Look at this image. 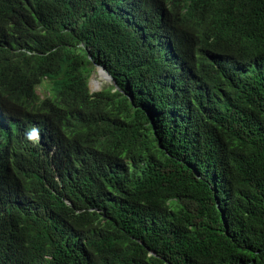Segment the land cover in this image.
I'll return each instance as SVG.
<instances>
[{
	"label": "trees",
	"instance_id": "1",
	"mask_svg": "<svg viewBox=\"0 0 264 264\" xmlns=\"http://www.w3.org/2000/svg\"><path fill=\"white\" fill-rule=\"evenodd\" d=\"M0 123V264H264V0H0Z\"/></svg>",
	"mask_w": 264,
	"mask_h": 264
},
{
	"label": "clouds",
	"instance_id": "2",
	"mask_svg": "<svg viewBox=\"0 0 264 264\" xmlns=\"http://www.w3.org/2000/svg\"><path fill=\"white\" fill-rule=\"evenodd\" d=\"M125 4H134L135 2L139 1V0H119ZM88 58H90V56H88ZM95 67H102L100 65H95L91 71V74H90V77L92 75L93 72L96 71V68ZM102 69V68H101ZM105 69V68H104ZM103 70V69H102ZM104 71V70H103ZM97 72V71H96ZM105 73V72H104ZM89 77V78H90ZM106 79H107V76H106ZM45 80H50V85L48 87V89L46 90L47 93L44 94L43 97H40L36 91L37 87L43 83ZM113 80V79H112ZM112 80H110V82L108 83V85H111L113 84L114 86L116 85L114 82H112ZM89 81V80H88ZM114 81V80H113ZM106 85V86H108ZM55 86V80L54 79H51V78H48L46 76H44L41 81L35 86V93L36 95L39 97V99H43L45 98L46 96H48L50 94V92L52 91L53 87ZM89 88V87H88ZM103 88V87H102ZM100 90V89H99ZM91 92V91H90ZM95 92V91H94ZM0 128L1 127V123H0ZM81 130V129H80ZM66 131H76V130H70V129H65L63 133V135L67 138V139H71V138H76V136H70L66 133ZM81 131H84L86 134H88V132H86L85 130H81ZM22 139L23 141L29 145L30 147L32 148H37V147H40L42 145V141H43V131L40 127V125L33 121L31 122L27 127H25V129L23 130L22 132ZM54 149H52L51 151V154L53 152ZM12 167H14L12 161L9 162V164L7 165V169L8 171L10 172L11 174V169ZM51 169L53 170L54 172V178L58 179L59 175L57 174L56 170H55V167L51 164ZM65 203H69L68 201H65Z\"/></svg>",
	"mask_w": 264,
	"mask_h": 264
},
{
	"label": "rangeland",
	"instance_id": "3",
	"mask_svg": "<svg viewBox=\"0 0 264 264\" xmlns=\"http://www.w3.org/2000/svg\"><path fill=\"white\" fill-rule=\"evenodd\" d=\"M95 68L97 71L98 67H95ZM96 71L92 73V75L88 81V87H89V90L91 92L98 91L102 87L108 85V83L110 82V79L108 77L106 80L103 76L99 75L98 71L97 72ZM49 85H50V80H45L43 83H41L37 87L36 91L40 97H43L44 94L47 93L46 90L48 89ZM66 133L70 136H81V137H83L86 135V133L84 131H81V130L66 131Z\"/></svg>",
	"mask_w": 264,
	"mask_h": 264
},
{
	"label": "bare ground",
	"instance_id": "4",
	"mask_svg": "<svg viewBox=\"0 0 264 264\" xmlns=\"http://www.w3.org/2000/svg\"><path fill=\"white\" fill-rule=\"evenodd\" d=\"M97 71H98L99 75L103 76V77L106 79V75H105L104 71H103L100 67H98ZM105 79H104V80H105ZM106 80H107V79H106ZM106 80H105V81H106Z\"/></svg>",
	"mask_w": 264,
	"mask_h": 264
},
{
	"label": "water",
	"instance_id": "5",
	"mask_svg": "<svg viewBox=\"0 0 264 264\" xmlns=\"http://www.w3.org/2000/svg\"><path fill=\"white\" fill-rule=\"evenodd\" d=\"M103 70H104V72H105V75L110 79V80H112V78H111V76L109 75V73L104 69V67H101ZM112 82H114L113 80H112ZM115 83V82H114ZM152 253V252H151Z\"/></svg>",
	"mask_w": 264,
	"mask_h": 264
}]
</instances>
